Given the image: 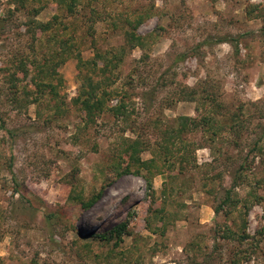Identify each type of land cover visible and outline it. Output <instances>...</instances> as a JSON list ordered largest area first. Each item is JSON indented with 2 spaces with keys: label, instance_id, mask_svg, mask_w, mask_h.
<instances>
[{
  "label": "rangeland",
  "instance_id": "374dc122",
  "mask_svg": "<svg viewBox=\"0 0 264 264\" xmlns=\"http://www.w3.org/2000/svg\"><path fill=\"white\" fill-rule=\"evenodd\" d=\"M11 1L0 0V264H264V0L85 1L72 15L54 0ZM55 15L75 45L62 84L50 79L58 98L36 83L59 40L28 28ZM130 29L145 46L127 44ZM97 51L123 53L110 89L131 96L126 123L110 112L90 122L74 102L77 54ZM185 118L200 125L166 153ZM132 139L155 173L140 161L118 174ZM228 189L235 202L216 213ZM121 223L122 239L96 237Z\"/></svg>",
  "mask_w": 264,
  "mask_h": 264
},
{
  "label": "trees",
  "instance_id": "16d2710c",
  "mask_svg": "<svg viewBox=\"0 0 264 264\" xmlns=\"http://www.w3.org/2000/svg\"><path fill=\"white\" fill-rule=\"evenodd\" d=\"M26 0H13L11 1L14 4H17V10L24 5ZM57 4L58 7L61 9H66L67 12L72 15L74 13L75 8H77L78 4L81 2H87V6L94 5L96 1L99 0H54ZM35 12H38V9H34ZM2 19H0V22ZM59 21V15H55L52 19L48 21H39L36 18H32L29 20V30L33 32L34 37L36 38V33L39 32L40 34H49L50 35V40H59V43L61 45V50L58 51V53L54 54H49L47 57L46 61H44L43 64L40 65L39 73L42 74V78L40 77V81H37L38 87L40 89H47L50 88L51 92H53L54 98H58V92H57V85H54L52 81L50 80L51 78L53 79L54 76L59 77V82L62 84L63 79L59 75H57V66L60 65V63H64L66 59L71 56L74 51H75V45H72L71 39L69 37H62L60 38V33H65L66 35V29L68 27L67 24L64 25V28H61V32H57L56 30V22ZM141 20L133 21L129 18L126 19V23L133 27H136ZM51 31V33H49ZM53 33V34H52ZM127 44L133 47H138V46H145V42L143 38L138 35L137 33L134 32L133 29L127 30L125 33ZM38 37V36H37ZM74 46V47H73ZM122 51L124 52L125 49L121 48ZM78 57V67H79V80L81 81L79 88H78V95L74 99L75 104L79 105V107L85 112L86 117L90 122H94L96 118L102 116V114L106 112H110L115 118L118 120H121L123 123L128 122L131 117H132V110L129 109V105L125 100V97L130 95H121L120 91L118 89H110L112 85L116 81V77L119 75L120 71V63L123 60V53H118V52H112V51H107V52H102V51H97L96 55L92 59L83 60V57L80 54H77ZM60 60V61H55V60ZM60 62V63H59ZM102 62V65L100 67V63ZM20 67H22L23 71L27 74L29 73L28 67H25V61L22 63ZM87 69V73L83 74V70ZM118 70V72H117ZM96 76H99L100 79H96ZM45 77H48V81L45 80ZM34 80V79H33ZM194 91L192 92H186L184 89H182V94L183 96H187L189 98H193L194 96ZM151 94H153L151 92ZM120 96L121 100L118 102L116 105L109 107V101L112 100L113 97ZM192 96V97H191ZM215 99V98H214ZM216 111L212 110V112L209 114V117H203V120L206 123L205 131H210L214 125H217L219 122V119L217 115L215 114ZM194 125L193 128H197L200 123H198L196 120L190 119V118H185V120L182 123V128L173 130L172 134L169 135V146L167 145L166 147V153L169 152L171 149L170 146H173L176 144L174 141L175 139H180L183 140V133L185 132L187 126L189 125ZM192 128V129H193ZM191 129V130H192ZM216 132V131H214ZM175 135H174V134ZM219 133V131H218ZM188 147L186 144L183 145L182 148ZM143 141H140L139 139H132L128 143V147L126 149L128 154V159H127V164L124 166L121 165H116V170L118 174H127L132 172L131 168L134 163H141L146 166L147 170L149 173H155L154 168H158L155 163L152 164L153 161H142L140 158V152L143 150ZM186 156H182L181 159L182 161L185 160ZM140 163V164H141ZM120 164V163H119ZM153 176V175H152ZM152 179L153 177H149V183L152 184ZM233 185L232 187H235L236 184V179L233 178ZM235 182V183H234ZM152 186V185H151ZM103 192L99 191L95 195H93L91 198L85 200L81 199V205L83 208H91L97 200L102 198ZM230 202H235V199L231 195V191L228 189L226 192V195L221 202V205L217 208H215V212L219 213L220 209L223 207L224 204H228ZM126 223H121L115 228H113L111 231H109L107 234H99L96 235V237L99 240H105L107 242H110L114 238L117 240L122 239L123 235L126 232ZM227 234H224L223 236L227 238H233L235 237V232L232 231L230 228L227 230ZM193 264H203L200 262L195 261Z\"/></svg>",
  "mask_w": 264,
  "mask_h": 264
},
{
  "label": "bare ground",
  "instance_id": "6f19581e",
  "mask_svg": "<svg viewBox=\"0 0 264 264\" xmlns=\"http://www.w3.org/2000/svg\"><path fill=\"white\" fill-rule=\"evenodd\" d=\"M115 191H113V193H112V195L114 196V197H117V196H119L120 195V192H118V191H116V189H114Z\"/></svg>",
  "mask_w": 264,
  "mask_h": 264
}]
</instances>
